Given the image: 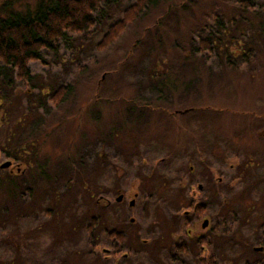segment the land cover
I'll use <instances>...</instances> for the list:
<instances>
[{
	"label": "rangeland",
	"instance_id": "1",
	"mask_svg": "<svg viewBox=\"0 0 264 264\" xmlns=\"http://www.w3.org/2000/svg\"><path fill=\"white\" fill-rule=\"evenodd\" d=\"M136 1L0 62V264H264V0H158L99 51Z\"/></svg>",
	"mask_w": 264,
	"mask_h": 264
},
{
	"label": "trees",
	"instance_id": "2",
	"mask_svg": "<svg viewBox=\"0 0 264 264\" xmlns=\"http://www.w3.org/2000/svg\"><path fill=\"white\" fill-rule=\"evenodd\" d=\"M102 1L119 0H39L34 8L26 11L14 10L11 4H7L11 7L7 16L3 17L0 14V62L15 69L19 79L30 81L32 79L28 67L30 62L45 63L42 51L46 49L58 52L57 41L64 38L68 32L75 34L89 32L96 24L94 12L100 9ZM157 1L137 0L128 6L122 18L109 26L97 46L98 50L104 51L111 46L128 26L139 19L148 6ZM8 6L3 10H7ZM200 46L205 51L211 49L210 42L206 40H202ZM68 92L69 87H60L52 99L60 103ZM18 174L10 173L8 181L11 182ZM9 182L6 185L5 180L3 183L0 181V192L15 202L19 189ZM94 225L95 220L92 219V226ZM113 235L120 240V234Z\"/></svg>",
	"mask_w": 264,
	"mask_h": 264
},
{
	"label": "water",
	"instance_id": "3",
	"mask_svg": "<svg viewBox=\"0 0 264 264\" xmlns=\"http://www.w3.org/2000/svg\"><path fill=\"white\" fill-rule=\"evenodd\" d=\"M184 113H187V112H184ZM12 163H13V161H11V160L7 161L4 164L0 165V169H7V168H9L12 165ZM15 173H16L15 170H11V174L15 175ZM199 188H200V190H202L203 189V185L200 184ZM122 198H123V196H119L117 198V201L120 202L122 200ZM208 224H209V220H205L203 226L206 227V226H208Z\"/></svg>",
	"mask_w": 264,
	"mask_h": 264
},
{
	"label": "flooded vegetation",
	"instance_id": "4",
	"mask_svg": "<svg viewBox=\"0 0 264 264\" xmlns=\"http://www.w3.org/2000/svg\"><path fill=\"white\" fill-rule=\"evenodd\" d=\"M202 190H203V189H202ZM120 195L123 196V198H124V193H121ZM120 195H119V196H120ZM119 196H118V197H119ZM115 254H116V252H115ZM127 255H128V254H126V253L122 254V258L124 259V258L128 257Z\"/></svg>",
	"mask_w": 264,
	"mask_h": 264
}]
</instances>
